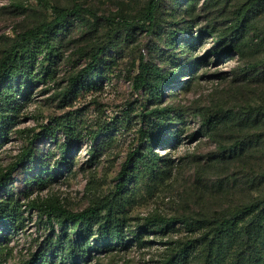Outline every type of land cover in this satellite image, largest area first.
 I'll return each mask as SVG.
<instances>
[{"label": "rangeland", "instance_id": "obj_1", "mask_svg": "<svg viewBox=\"0 0 264 264\" xmlns=\"http://www.w3.org/2000/svg\"><path fill=\"white\" fill-rule=\"evenodd\" d=\"M248 1L219 0L218 5L207 8L208 0H195L192 13H183L180 10L188 8L191 0H179L178 10L175 0H161L159 27L149 32L145 16L151 0H0V62L21 44L26 31L54 19V7L72 8L77 3L98 16L93 27L77 23L62 36L56 74L39 82L27 99L19 101L22 108L12 115L11 129L0 143V171L5 172L31 137H38L33 144L34 161L19 166L9 187L0 192V198L12 196L25 206L24 228L8 235V239H0L8 254L4 264H23L49 235L46 217L41 219L35 205L55 204L80 212L117 191L121 181L118 175L129 154L148 144L146 134L156 121L148 114L157 105L170 108L175 117L181 116L165 135L168 138L169 133L178 131L179 136L171 145L154 146L155 153L170 155L171 169L159 174L157 169L133 173L127 186L131 197L122 208L128 216L130 238L131 232L139 231L153 217L219 218L264 194L255 193L253 185L264 173V123L247 131L231 124L214 129L210 135L203 127L204 120L220 110L264 109V10L252 20L243 53L221 56L214 51L217 38L227 32L235 13ZM107 18L119 22L116 27L120 32L114 33V43H110L109 35L115 27L108 25ZM131 21L140 23L143 30L126 33L120 25ZM189 26L193 28V39L182 31ZM207 27L209 32L200 38V29ZM171 31H177L181 39L174 51L178 63L188 58L197 61L192 73L175 69L163 57L169 53L165 41ZM191 41L193 50H189ZM98 46L107 48L103 79L96 88L69 99L65 94L72 76L87 67V56ZM181 49L188 52L183 54ZM142 60L179 74L158 104L152 105L145 92L135 86ZM61 122L75 130L71 165L57 174L49 171L45 177L50 174L51 180L43 189L34 179L36 166L45 163L52 168L60 161L59 145L67 141V135L59 127L53 135L46 129ZM96 132L99 136L93 139ZM195 133L200 134L193 139ZM247 134L259 135L263 141L240 152L237 143ZM161 166L159 163L158 168ZM2 230L0 225V234ZM171 238L181 242L189 235L178 223ZM167 239L150 233L145 235V244L94 254L90 264H156L164 254L161 241Z\"/></svg>", "mask_w": 264, "mask_h": 264}, {"label": "trees", "instance_id": "obj_2", "mask_svg": "<svg viewBox=\"0 0 264 264\" xmlns=\"http://www.w3.org/2000/svg\"><path fill=\"white\" fill-rule=\"evenodd\" d=\"M161 0H151L146 11V20L149 22V32L159 27L158 7ZM176 10L181 7V2L175 0ZM219 0H208L207 8L218 5ZM195 0H191L188 8L181 9L183 13H192ZM264 10V0H249L234 15L231 26L227 32L217 38V46L214 51L221 56L229 55L232 52L243 53L244 43L250 35V25L252 20ZM54 19L49 22L26 31L21 37V44L6 54L0 62V143L7 137L11 129L12 115L22 108L19 101L27 99L34 87L41 81L53 78L57 71V62L61 57L62 36L70 33L78 23L81 27H93L98 20L96 12L75 3L72 8L54 7ZM177 18V17H176ZM108 25L113 30L110 32V43L114 38V33L118 31L116 19L107 18ZM185 23V20H183ZM178 25V23L176 24ZM126 33L135 30H143L140 23L135 21L122 22L120 25ZM143 27V26H142ZM193 28H182L184 33L193 39ZM209 32V28L200 29V38ZM116 33V34H117ZM181 39L177 31L168 33L165 41L168 54L163 57L166 62L175 69L186 70L192 73L197 68V61L188 58L182 63L175 57L174 51L178 49ZM189 50H193V42L188 43ZM220 46V49H218ZM113 46L112 48H114ZM106 47L98 46L91 51L88 57L89 64L77 75L72 76L70 86L65 96L69 99L77 98L84 91L96 88L98 81L105 75L107 60L105 57ZM181 53L188 51L181 49ZM139 74L135 78L137 90H143L147 100L153 104H158L164 94L165 89L175 83L179 74L176 71L166 70L155 63L141 61ZM177 114V113H176ZM152 115L156 121L151 126V130L146 134L148 144L146 148L134 150L128 156L119 173L121 181L118 189L101 202L94 204L83 211L72 212L55 204L43 203L35 205L41 215V219L46 217L44 222L50 229L49 235L44 239L43 245L31 255V258L23 264H90L94 254H109L116 250H127L134 244L143 245L145 235L153 233L159 239H168L161 244L165 247L164 254L156 264H264V194L260 195L254 202L243 205L227 215L219 218L203 216L201 218H165L153 217L147 220L146 224L139 231L131 232L129 229L128 216L122 212L124 202L131 197L127 188L133 173L149 172L157 169V173H163L171 169L173 160L170 155L161 156L154 152L155 145H171L173 140L179 136V132L169 133L165 137L172 122L181 120V116H173L170 108H163L159 105L150 111L148 117ZM264 123V109L250 108L244 112L220 110L213 116L207 117L203 122V127L207 128V135L216 128L222 126L239 127L241 130H251L260 127ZM62 128L67 135V141L59 145L61 155L60 161L52 168H48L45 163H40L36 167L38 173L34 176L38 185L43 189L47 187V182L51 176L45 177L49 171L54 174L62 171L64 166L71 165L70 157L73 151L72 131L74 126L55 123L54 126L46 129V133L55 134ZM200 133H195L196 139ZM99 133L92 134L95 139ZM31 137L29 145L22 151L17 161L8 168L0 171V192L5 191L13 177V173L18 167L35 159L33 149L34 141ZM170 138V139H169ZM263 141L259 135L247 134L237 143L238 151L245 148H254ZM236 150V149H235ZM237 151V150H236ZM232 155H235V152ZM96 157L95 153L93 158ZM162 163L161 168H158ZM50 173V172H49ZM156 173V172H155ZM156 175V174H155ZM254 192L264 191V173L254 180ZM21 201L10 196L0 198V225L3 226V233L0 239H8V235L23 229L25 218ZM182 224L184 230L189 235L186 240L174 241L171 232L176 224ZM7 249L0 243V264L7 262Z\"/></svg>", "mask_w": 264, "mask_h": 264}]
</instances>
